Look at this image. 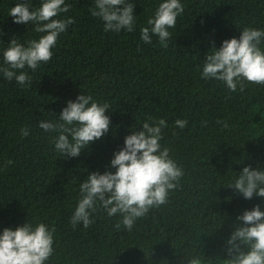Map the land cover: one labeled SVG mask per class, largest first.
<instances>
[{"label":"trees","instance_id":"trees-1","mask_svg":"<svg viewBox=\"0 0 264 264\" xmlns=\"http://www.w3.org/2000/svg\"><path fill=\"white\" fill-rule=\"evenodd\" d=\"M23 2L34 10L42 0H0V67L7 66L3 52L11 39L27 46L44 35L31 22H13L9 11ZM127 2L135 27L117 33L105 32L91 14L95 0H65L70 10L56 18L74 23L58 36L50 61L19 70L31 83L0 72V234L26 222L54 227V252L45 264H189L194 257L225 264L227 241L244 226L238 217L257 205L264 212V197L246 199L228 185L246 166L264 170V85L244 80L243 91L240 85L230 91L201 73L213 46L238 39L245 27L264 30V0H180L184 12L169 29L167 47L155 35L150 44L140 39L163 0ZM80 94L109 105V131L78 156H63L55 150L58 133L38 124L60 122L62 109ZM149 117L167 121L160 143L183 169L167 203L137 218L131 230L117 229L122 214L110 217L100 207L89 227L73 226L80 184L91 172L114 173V154ZM177 119H186V127H177Z\"/></svg>","mask_w":264,"mask_h":264},{"label":"clouds","instance_id":"clouds-1","mask_svg":"<svg viewBox=\"0 0 264 264\" xmlns=\"http://www.w3.org/2000/svg\"><path fill=\"white\" fill-rule=\"evenodd\" d=\"M69 10L70 5L65 0H42L40 7L34 10H30L27 2L11 7L9 15L14 18V23L28 25L31 22L35 25L34 31L44 35L28 41L27 46L11 39L3 52L7 66L0 67L8 81L15 79L20 85L30 84L28 73L19 70L27 67L35 71L40 63L51 60L58 36L74 23V18L56 17ZM90 11L104 22L105 32L134 30V5L127 0H95ZM183 12L180 0H163L147 20L150 27L141 29L140 39L150 44L155 35L160 45L167 47L171 38L169 29L175 27L177 17ZM262 41L264 30L245 27L238 39L224 40L219 49L213 46L206 54L202 78L222 81L230 91H236L238 85L243 91L244 80L264 85ZM108 108V104L98 103L90 94H80L62 109L60 122L42 120L38 127L46 132H57L55 150L63 156L76 157L109 131L110 118L105 114ZM174 123L183 129L188 121L177 119ZM167 126L164 118L149 117L143 122L142 130L126 136L124 147L114 154L111 160V166L116 168L114 173L88 174L79 186L81 198L71 217L73 226L82 223L85 228L89 227L94 223L92 214L100 207L110 217L122 214V220L115 225L117 229L122 224L131 230L137 218L145 216L151 208L167 203L170 190L177 188L183 176V169L169 155L170 149L160 143L162 128ZM224 126L227 127V123ZM21 134L28 136L29 132L22 128ZM228 185L246 199H251L254 194L264 197V170L246 166ZM238 219L244 226H237L228 239L229 258L225 264H264V212L257 205ZM54 232V227L42 222L35 226L26 222L14 230L4 228L0 234V264H45L54 252ZM241 245H246L248 251H242ZM189 264H200V261L194 257Z\"/></svg>","mask_w":264,"mask_h":264}]
</instances>
